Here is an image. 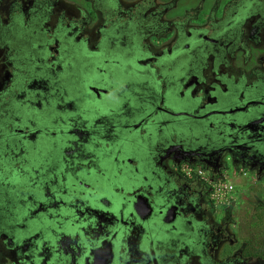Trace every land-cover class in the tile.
<instances>
[{
	"label": "flooded vegetation",
	"instance_id": "af4514ba",
	"mask_svg": "<svg viewBox=\"0 0 264 264\" xmlns=\"http://www.w3.org/2000/svg\"><path fill=\"white\" fill-rule=\"evenodd\" d=\"M72 1L73 4H66L64 0H0V124L4 119H9V125L14 126V122L20 120L12 113L14 107H23L25 111L33 109L36 114L32 120L23 123L26 124L24 131L29 133V145L24 147L21 139L15 137L6 146V151L13 156H23L25 165L13 156L14 164L10 163L9 158L0 161V188L7 195L0 196V205H5L4 211L0 210V264H76L77 255H81L84 250L75 248L80 243H75L70 235H66L64 241L53 243L41 251L45 232L40 230L45 223H57L59 217L64 216L68 219L59 225L66 223L71 230L73 220L58 203L54 206L43 205L38 210V203L45 204L43 196H54L58 200L54 195V187L58 186L62 192L66 191L61 197V202H64L71 192L68 186L67 189L62 188L67 181L66 175L76 179L79 172L96 177V183L88 185L86 182L79 186L73 180L74 185L94 187L97 192L106 190L105 181L100 178L104 170L100 162L109 158V155L106 150L96 148L97 161L91 160V143L97 146L93 136L108 142L115 138L123 141L119 132L124 131L123 134L133 141L131 146L144 155L146 148L143 145L148 143L155 131L154 135H160L162 139L168 133L172 118L163 112L184 109L201 112L214 105V84L211 82L217 83V75L211 63L215 59V65L224 60L227 67L235 68L234 62L239 60V53H244L247 59V54L254 51L256 45L252 42L255 34L252 27L248 31L243 30L244 35L239 41H234L232 51L225 56L223 51L216 54L217 44L194 50L186 38L196 26H201L202 30L209 31L210 36H213L206 35L205 39L218 37L213 27L214 16L216 19V14L220 12L227 20L229 2L225 4V10L213 8L211 13L208 11L204 24L196 25L195 22L190 25V18L171 15L170 11L177 7L176 3H173L174 7L169 4L164 9L158 0H145L144 5L138 4V0H123L126 5H122L121 0H98L95 7L93 0H70V3ZM150 22L154 24L148 25ZM184 25H187L186 29ZM261 25L264 31V23ZM152 37H156L157 41L153 42ZM222 41L227 42V39ZM13 42L16 44L13 45ZM105 44H109L112 49L107 54L116 57L112 62L101 58L100 53ZM122 54L133 61H125L127 59ZM98 59L103 68L100 73H104V91L100 87L101 78L98 75H86L85 70L87 66L96 69ZM246 59H243V63ZM76 61L85 63L84 71L66 73L67 66L73 67ZM184 61H188L186 66H183ZM207 64L210 66L208 69ZM110 65L117 72L123 71L125 76L116 79L107 76L105 70ZM194 73L198 76L193 77ZM65 81L72 84L70 93L74 100L64 88ZM90 85L96 86L94 93L89 90ZM113 87L122 91L111 104L106 97L111 95ZM89 92L93 102L85 105L83 102L89 98ZM77 95L80 101L76 99ZM101 99H104L105 106L97 104V100ZM115 107H122L126 112L117 113L114 118ZM49 120L51 123H48ZM41 121L49 127L43 126ZM32 129L38 133H33ZM156 136L148 144L152 151H158L159 139ZM190 144L199 142L192 140ZM138 146L144 148L141 150ZM32 149L41 150V155L34 154ZM53 160L55 164L51 166ZM69 161L71 163L67 172L60 171L59 163ZM36 164L37 167L33 168ZM242 167L255 177L245 192L247 202L251 195L250 188L264 182V160L245 161L240 156L234 159L227 156L224 159L222 153L207 156L174 151L163 155L160 164L150 166L151 173L163 172L166 177L179 183L180 203L183 205L181 214L186 219L182 227L183 240L173 241L170 248L154 250L158 264H249L241 254L242 250L232 247L237 242L230 230L232 221L224 225L218 222L220 206H224L233 219V204L220 203L214 197L215 186L223 183L231 171L237 174V168ZM127 168L134 174L139 166L136 164L135 168ZM115 170L119 174L115 173L114 179H120L125 174L121 169ZM145 171L148 172V168ZM15 174L19 182L13 186L10 183L6 185L4 181L9 182ZM103 202L108 204L109 200L103 199ZM32 208L38 211L37 214H29ZM12 210H20L21 217L26 218L25 222L19 223L13 217ZM142 211L144 214L149 213L146 207ZM178 213L176 210L170 211L165 218L167 224L174 223ZM164 225L157 223L155 218L151 223L152 231L161 233ZM31 231H34L33 241L24 244L16 242L24 233ZM58 231L54 228L51 234L55 235ZM156 237L154 235L153 238ZM187 240H190L191 245L183 247L180 242ZM134 242L131 240L129 243L133 246ZM203 242L205 248L201 246ZM228 247L233 252H229ZM117 252L112 257L109 248H99L94 254L95 264H110L111 261L112 264H133L134 251L128 253L126 246ZM142 254L137 252L140 257ZM158 254H162V258ZM147 256L149 264H152L148 253ZM42 257L47 260L46 263ZM70 257L74 258L73 262L68 260ZM54 258H57V262L49 263Z\"/></svg>",
	"mask_w": 264,
	"mask_h": 264
},
{
	"label": "water",
	"instance_id": "95a60500",
	"mask_svg": "<svg viewBox=\"0 0 264 264\" xmlns=\"http://www.w3.org/2000/svg\"><path fill=\"white\" fill-rule=\"evenodd\" d=\"M246 19L247 17L244 15H234L233 21H237L243 26V30L248 31L250 27L244 24ZM152 24L154 23L150 22L148 25ZM249 24L252 26L253 31L261 30L260 26ZM148 25L145 26L149 27ZM204 31L200 28L190 31L187 39L192 43L194 50L200 46L196 40L198 39L197 34H202ZM192 75L193 77L198 76L197 73ZM95 87L92 85L88 86L92 93L96 91ZM257 87H254V89L249 86L242 87L241 96L239 95L238 97L239 100L237 97H232L231 95L233 94H228L225 100H222L221 97H215L214 105L202 109L201 112H196L193 109L163 112V114L172 118L168 133L163 139L159 138L160 135H154L157 131L149 137V141L155 136L159 139L158 151H152L148 146V141L147 144L143 145L146 148V153L144 155L142 152L138 153L137 149L131 146L133 141L130 140L128 135H124V131L121 130L119 135L123 141L115 138L108 142L93 136L94 143L97 142V146L91 143V156L93 157L91 160L97 161L96 148L106 150L109 155V158L100 162L104 167L103 175L100 178L105 181L106 190L97 192L94 187H77L68 183L67 186L70 187L71 192L67 195L64 202H61V197L66 191L62 192L58 186L54 187V195L57 196L58 200H55L56 197L54 196L49 198V196L44 195L45 204L38 203V210L43 205L54 206L56 205L55 203H58L67 212V215L72 216L73 220L70 224L72 229L69 230L66 223L64 228H62L63 225H59V223L68 218L59 217L56 227L59 229L58 233L54 235L53 239L44 238L41 242V251H45L53 243L64 241L67 237L66 235H70V238L74 239L75 243H80L75 248L84 250L81 255H77L76 264H95L96 255L94 254L99 248H109L113 257V255L116 256L117 251L121 247L126 248V246L128 253L132 251L135 253L133 264H149L147 260L149 250H151L152 264H158L156 253L154 252L157 248L156 245L167 247L175 240H183L185 237L182 227L186 219L181 214L183 205L180 203L179 183L166 177L163 172L161 174L151 173L150 166L160 164L163 155L174 151H180L184 154L200 153L207 156L222 153L224 159L227 156H231L232 159L240 156L241 160L263 162L264 89H258ZM151 115H153V111H151ZM149 117L150 115H148ZM18 125L22 126L20 127L21 129H26V124L19 122ZM133 130H136V128ZM32 132L38 133L35 129H32ZM23 139L25 141L30 139L28 132ZM192 140L198 141L199 144L191 145ZM138 147L141 150L144 148L142 146ZM82 148L83 146L81 150ZM133 160L137 163H134ZM70 163V161L64 162V172H67V167ZM136 164L139 168L135 169L134 174L127 171L128 166L135 168ZM161 167L163 166L161 165ZM146 168H148V172L145 171ZM114 169H121L125 174L120 179H114L116 177L115 173L119 174ZM87 176L90 175H84L79 172L78 178H74V180L78 182L79 186H82V184L86 183L82 180H86ZM42 189L44 188L42 187ZM173 193H175V196ZM164 194L165 197H163ZM103 199H108L109 203L106 205L102 204ZM144 207L148 209L149 213L144 214L142 211ZM174 210L179 212L178 219L174 220V223L167 224L165 218L170 211ZM37 212V210L32 208L29 214H37ZM155 218L157 223L165 224L163 226L164 229L162 228L161 230V234L163 233L165 236L163 235L161 239L153 238L152 229L156 224L151 228V223L153 224ZM25 219L23 217L20 218L23 223ZM40 231H44V229ZM34 238V231H31L27 234L24 233V236L16 242L24 244L27 241H33ZM131 240L135 241V245H130L129 242ZM180 244L183 247L191 245L190 240L183 243L180 242ZM201 246L205 248V242ZM137 252L143 253L142 256H138ZM158 256L162 258V254H158ZM42 260L45 263L47 262L43 257ZM68 260L73 262L74 258L70 257ZM54 262H57V258H54L53 262L49 263Z\"/></svg>",
	"mask_w": 264,
	"mask_h": 264
},
{
	"label": "rangeland",
	"instance_id": "374dc122",
	"mask_svg": "<svg viewBox=\"0 0 264 264\" xmlns=\"http://www.w3.org/2000/svg\"><path fill=\"white\" fill-rule=\"evenodd\" d=\"M66 4H73L74 2L72 1V3H70V0H64ZM75 2H82L83 0H74ZM98 0H93L94 2V7L96 4L99 3ZM122 1V5H126V3H123ZM145 0H138V4L144 5L143 2ZM151 1V0H150ZM160 1L159 4L160 5H164V9H167V6H169V4H171L170 6L174 7L176 3L177 7L175 8L174 11H170L171 15L173 16H177L179 18L181 17H187L190 18V25H192L193 23L196 22V25H201L204 24L205 22V16H207V12L214 10L213 8H217L218 10H225L226 5L228 3L229 0H158ZM168 3V4H167ZM79 4V3H76ZM167 4V5H166ZM259 5L257 8H249L246 13L245 16H253L254 14H257L260 12L259 9ZM217 12V10H216ZM147 14V13H146ZM175 18V17H174ZM195 20V21H192ZM142 26H144V24H142ZM187 25H184V29H186ZM171 38V37H170ZM186 38H188V36H186ZM149 39H147V41L149 42ZM151 39H153V42L157 41L156 37H152ZM13 45L16 43H12ZM17 50L22 51V49L17 48ZM112 51V49L110 48L109 44H105L103 46V51H101L100 55L101 58L104 59H109L110 62H112L116 57H111L109 56L108 52ZM146 52V50H145ZM185 53V50L183 51ZM108 53V54H107ZM254 54V51H253ZM121 56V55H120ZM118 56V57H120ZM122 56L127 59L125 61L130 60L131 62L133 61L132 58H127L124 54H122ZM239 60L235 63V65L237 67H245L244 64H248V62L252 61L250 59V55L249 57L246 59V55L242 52L239 53ZM163 59V58H162ZM243 59H246L244 61V63H241L243 61ZM99 60H97V64H96V69L90 68L87 66L85 67V63L83 62H74L73 67H69V65L67 66L68 69L66 70V73H72V72H78V71H84V67L86 70V75H92V76H99L100 79V87L102 88V91H104L106 88L103 87L102 82L105 80L104 79V73H100L102 68V65L99 63ZM185 60V58H184ZM242 60V61H241ZM188 61H184L183 62V66L187 65ZM190 64V62H189ZM191 66V65H189ZM66 67V65H65ZM216 71V70H215ZM105 73L107 74V76L112 77L114 79L118 78V77H122L125 76V73L123 71H115L113 69V67L110 65L108 68H106ZM110 81V80H109ZM115 81V80H114ZM71 83L69 81H65L64 82V88L68 94L69 97H71L73 100V95L72 93H70L71 91ZM122 91V89H118L113 87L112 89V93L109 97H106L108 99V101L112 104L114 103V100L116 99V97L120 94V92ZM89 98H86L85 101L83 102L85 105H87L89 103L92 104L93 101H91L92 99V95L89 94L87 95ZM107 96V95H105ZM77 100L80 101L79 95H77ZM75 99V100H76ZM76 100V101H77ZM19 103H21V101L19 100ZM97 104L102 106H105V101L104 99L101 100H97ZM110 104V105H111ZM123 106V105H122ZM11 108V107H10ZM122 107H115L116 110H114L115 115L114 118L116 117L117 113L121 114L124 111L123 109H121ZM14 109V110H13ZM12 113L16 116H18L20 118V120H17L18 122H14V126H10V121L9 119H4V121H2L3 123L0 124V161L3 162L5 161L6 158H9V161L11 164H14V159L12 158V154L9 151H6V146L8 144H10V139L11 138H15L18 137L19 139H21L24 147H27V145H29L28 141H25L23 139V137H25V135L27 134L26 131H24L23 129H21L18 123L22 122L24 123L25 120H32L36 114L33 111V109L29 110V111H25L23 107H19V108H13ZM112 109V108H111ZM119 110H122L119 112ZM106 112V110H104ZM111 111V110H110ZM32 113V114H30ZM1 123V122H0ZM43 126H47L49 127L44 121H41ZM48 123H51V120L48 121ZM9 128H12L9 130ZM39 139H45L46 137H38ZM40 144V143H39ZM38 148L40 149V146H38ZM32 152L34 154H38L41 155V150L37 151L35 149H32ZM64 156V155H63ZM15 157V156H13ZM17 159H19L24 165V159L23 156L20 157H15ZM55 164V160L51 161L50 165H54ZM35 167H37V164L35 165ZM59 167H60V171H63L64 168V162L59 163ZM131 168V167H130ZM53 173H50V175H52ZM15 176V177H14ZM13 176V178L11 180H9V182L7 180H5L4 182L6 183V185L9 186H13L14 184H16L17 182H19V179H16L17 175L15 174ZM85 180L83 179L82 181L88 182V185H95L96 183V177L92 176L89 177ZM253 178V179H252ZM25 179V178H22ZM67 181L64 182V187H62L63 189H67V184L74 183V178L71 177L70 175H66L65 178ZM227 179V183L230 185L234 186V191L232 192V197L234 198V201L231 202V204H233V219L231 218V215H229L227 213V209L224 206H220L219 209V215H218V222L222 225L224 224H232L231 226V233L236 236L237 242L234 244V246H232L234 249H239L240 251L242 250V255L244 256V258L248 261L249 264H264V182L258 183V184H254L251 188H250V197H248V200L246 202L245 196H246V191L248 188V185L253 182V180L255 179V177H252V173H249L247 171V173H241V170H238L237 174L234 173L233 171L230 172L229 177L226 178ZM257 181V179H256ZM87 184V183H85ZM85 186V185H84ZM58 191V190H57ZM59 192V191H58ZM0 196H7L0 188ZM20 198H22L20 196ZM103 202V200H102ZM102 204L106 205V202H103ZM242 204H245L242 206ZM5 205H0V210L4 211ZM63 209V208H62ZM65 213H67L64 210ZM13 213V217L19 221V223H22V221L20 220L21 214L22 212L20 210L14 211L12 210ZM57 223L48 221L47 223H45L43 225V229L45 232V239L48 238L53 239L54 235L51 234L52 230L54 228L57 227ZM65 226L63 225L62 228H64ZM163 228V227H162ZM164 229V228H163ZM19 230V229H17ZM153 235H156V239H161L163 236L159 231H153L152 232ZM1 243V241H0ZM169 244V243H168ZM157 246V250H159V247H165L164 245H156ZM171 245L169 244L167 247L165 248H170ZM227 249V248H226ZM231 248L228 247V250H230ZM153 250V248H152ZM150 252L148 253L149 255H151V250H149ZM229 252H233V250H230ZM253 258V259H252Z\"/></svg>",
	"mask_w": 264,
	"mask_h": 264
},
{
	"label": "crops",
	"instance_id": "0c3cea01",
	"mask_svg": "<svg viewBox=\"0 0 264 264\" xmlns=\"http://www.w3.org/2000/svg\"><path fill=\"white\" fill-rule=\"evenodd\" d=\"M228 2L231 5L228 8L229 15L227 20L221 16L220 12L216 14V19L214 16L215 22H213V27L216 29L215 36H218L220 32L222 33L212 40L204 38L206 35L210 36V32L207 30H205L202 34L197 35L199 40L198 44H200V46L195 48V50H202L203 46L204 49H206L208 46L217 44L216 47L218 52L216 54L219 55L223 51V56H225V54L228 55L232 51L231 46L234 43V38L235 41H239L244 35L243 26H241V24L237 21H233L234 15L245 16V13L249 8H257L259 5L260 12L254 14L253 16H245L247 19L244 21L245 26L248 27H252L249 23L253 24L254 26H261V30H256L255 34L253 35L254 39L252 38V42L256 44L255 47H253L254 54L253 50H251L250 54H247L250 55V59L252 61H249L248 64H244L245 67H237L234 64L235 68L227 67V63H224V60L217 65H215L216 59L211 63V66H213V68L216 70L214 73L217 75H215L217 83H215L213 80L211 82L214 84L212 88V97H221L222 100H225L227 99L228 94H233L231 96L237 97L239 100L238 97L242 92V87L245 88L249 86L254 89V87L260 85L257 88L264 89V31L261 25L264 23V0H229ZM227 22L229 24H227ZM200 27L201 26H196V29ZM224 39H227V42L222 41ZM208 68H210L209 64H207L206 69ZM189 77L191 78V75Z\"/></svg>",
	"mask_w": 264,
	"mask_h": 264
},
{
	"label": "built area",
	"instance_id": "2783aa9c",
	"mask_svg": "<svg viewBox=\"0 0 264 264\" xmlns=\"http://www.w3.org/2000/svg\"><path fill=\"white\" fill-rule=\"evenodd\" d=\"M233 190L232 186H224L217 185L215 186V193L214 197L219 201L220 203H231L233 201V198L230 196V192Z\"/></svg>",
	"mask_w": 264,
	"mask_h": 264
},
{
	"label": "clouds",
	"instance_id": "9594fccd",
	"mask_svg": "<svg viewBox=\"0 0 264 264\" xmlns=\"http://www.w3.org/2000/svg\"><path fill=\"white\" fill-rule=\"evenodd\" d=\"M238 170H241V173H245V172H247L248 170L247 169H245V168H240V169H237L236 170V172H238ZM219 185H222V186H224V188L226 187V186H232V188H233V190L230 192V196L232 197V192L234 191V186L233 185H230V184H228L227 183V179H225V181L223 182V183H221V184H219ZM217 186V185H216ZM214 193H215V191H214ZM233 198V197H232ZM233 201H234V198H233ZM223 204H225V203H223Z\"/></svg>",
	"mask_w": 264,
	"mask_h": 264
}]
</instances>
